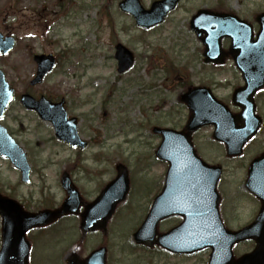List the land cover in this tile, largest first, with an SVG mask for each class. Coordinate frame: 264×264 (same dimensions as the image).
<instances>
[{
    "label": "rangeland",
    "instance_id": "1",
    "mask_svg": "<svg viewBox=\"0 0 264 264\" xmlns=\"http://www.w3.org/2000/svg\"><path fill=\"white\" fill-rule=\"evenodd\" d=\"M119 1L0 0V33L17 41L10 55L0 57V69L16 94L29 92L34 97L42 94L51 99L63 98L67 111L80 120V136L91 143L81 156L86 174L75 175L85 200L93 197L100 188L98 184L108 183L116 164L127 169V199L117 212L118 218L113 219L116 223L112 221L107 227L109 264H205L206 255L183 259L132 247L130 234L160 190L166 168L153 157L159 139L151 129L157 126L179 130L185 124L188 112L179 104L183 81L211 88L225 103L233 88L241 85L230 64L219 70L201 64L200 43L188 28L192 14L201 8L232 12L256 31L253 19L264 12V0H181L178 8L151 30L137 28L130 16L118 10ZM140 1L148 8L156 0ZM117 43L134 55L133 67L122 75L116 73L113 59ZM33 54L57 55L58 62L40 85L29 87L35 72ZM255 102L263 120L258 138L246 148L242 159L222 165L223 200L227 205L234 202V211L240 218L234 222L227 217V224L237 227L248 224L256 213L255 201L241 194L247 163L264 151V91ZM2 124L21 146L26 144V151H32L34 174L23 189V206L36 212L58 204L62 197L59 176L69 160H77L76 155L59 146L51 128L22 110L17 102L9 108ZM210 137L209 128L195 134V150L198 148L209 163L224 162L219 147L213 153L203 146ZM255 144L257 148L253 147ZM6 176L7 164L0 160L1 181ZM70 221L34 233L31 264H64L77 240L76 229L68 231L67 226L76 225ZM100 241L99 237L88 238L80 256L85 257ZM251 249L250 243H243L234 253L239 256Z\"/></svg>",
    "mask_w": 264,
    "mask_h": 264
},
{
    "label": "water",
    "instance_id": "2",
    "mask_svg": "<svg viewBox=\"0 0 264 264\" xmlns=\"http://www.w3.org/2000/svg\"><path fill=\"white\" fill-rule=\"evenodd\" d=\"M177 2L178 0L156 1L146 10L141 6L139 0H122L118 3V8L121 12L129 14L137 27L149 29L162 23L164 17L169 11L174 9ZM256 21L259 23L260 29L256 40L253 41L250 27L236 23L237 20L230 15H218L200 10L192 16L189 26L203 44L204 51L202 55L204 63L221 64L224 56L230 55L234 59L237 69L241 71L245 86L234 91L232 102L234 105L241 107L242 113L237 116L230 115L226 107L218 103L210 91L204 88L189 90L181 98V101L190 112L184 129L180 132L169 129L154 130L155 133L161 136V143L156 155L169 163L165 187L155 202H162L163 199L168 198L169 191H167L166 187L169 182L174 181L176 186L173 192L176 193L178 188L175 198L180 202L181 200L190 202L194 199L204 198L198 189L203 187L205 183L197 182L196 179L190 178L191 175L194 177L192 174L193 170L202 168L210 171L196 157L192 149L191 134L198 128L205 125L214 126V139L225 142L227 153L235 155L239 154L240 147L255 134L259 119L254 116L252 97L264 85V14L257 16ZM226 36L231 37L232 43L229 51L223 52L220 48V40ZM13 47V38H3L0 35V55H7ZM114 58L117 61V72L119 74L127 71L133 64L132 53L122 45L115 47ZM241 59L249 62H242ZM33 61L36 63L37 69L30 85L41 83L43 77L54 67V58L51 55H36L33 57ZM255 68L258 69V73L256 77H253L249 70ZM12 99L13 90L9 88L3 73L0 71V118L3 117L4 111ZM20 104L25 110L36 112L42 121L50 122L59 140L71 146L82 145L77 139L75 120L66 121L63 101L59 104H53L43 97L35 100L25 94L20 97ZM251 120L252 124H250ZM238 124H241L240 129H237ZM0 156L8 158L22 171L25 177L27 176L29 168L25 157L2 126H0ZM260 160H256L251 164L250 175L252 171L254 173L257 171V165H264ZM116 171V179L107 185L101 197L88 205L81 215L80 228L82 231H93L103 227L110 218V214L116 204L125 199L128 190L126 171L121 165L116 167ZM201 174L204 175L205 173L201 171ZM213 174L214 180L215 173ZM61 185L67 198L60 208L52 211L44 210L36 214L24 212L16 202H10L0 196V217L2 219L0 264H28L29 243L25 240V233L31 228L42 227L62 216L76 213L79 208V202H74L76 201L74 196H77L74 187L66 177H62ZM256 195L264 200V192ZM108 202H112V204ZM103 213L106 215L104 220L93 221L94 219L97 220V217ZM155 222L156 219H153L152 214L146 217L142 226L134 235L138 243L151 245L149 240L141 238L140 234L147 226V223L150 231L154 234ZM216 226V236L201 239L204 244L194 247L195 249L209 246L215 255L217 254L220 259L225 260V264H264V202H262L258 218L249 229L237 233H227L223 231L219 222H216ZM170 234L160 237L158 243L164 245L168 241L169 245L172 246L171 239H164ZM161 239L164 243L161 242ZM245 239H253L255 241L254 250L248 255L233 260L230 253L231 246ZM177 244L179 249L184 248L181 243L178 242ZM169 248H174V245ZM66 263L104 264V250L93 252L81 262L77 261V258L73 255L66 259Z\"/></svg>",
    "mask_w": 264,
    "mask_h": 264
},
{
    "label": "flooded vegetation",
    "instance_id": "3",
    "mask_svg": "<svg viewBox=\"0 0 264 264\" xmlns=\"http://www.w3.org/2000/svg\"><path fill=\"white\" fill-rule=\"evenodd\" d=\"M39 97H41V95L38 97H35V98H39ZM52 101L57 102L58 99L53 98ZM66 107L67 106H65V108ZM72 117H74L73 113L72 112L70 113L69 111H67V118L69 119ZM77 120H79V119L77 118ZM79 123H80V120L78 121V125H79ZM78 125H77V132H78L79 137H81L80 136V130H78ZM8 133L16 140V138L13 136V133H11L10 130H8ZM89 144H90V142L86 140V148L89 147ZM19 145H20V143H19ZM25 146H26V144L22 145V146L20 145V147L24 150L25 155H26L28 162L30 164V168H31L30 177L32 178L33 174H34V169L31 166L32 160H31V156H30V153H32V151H30V152L26 151ZM61 146H64V145H61ZM73 152L76 155V157H78L77 161H79V158H81L82 154L84 153L83 150H79V149L73 150ZM3 162H5L7 164V176L3 179V181H1V179H0V193L4 197L11 199V200H14L15 202H19L23 205V202H26L25 201L26 197L24 196V193H23V189L25 187V184L22 182V175L17 169H15L11 165V163L9 161L4 160ZM72 163L73 162L69 160V164L66 165V169L68 170L67 173L69 175L71 182L77 187L81 197L83 198L82 201L86 202V200L84 199V197H85L84 192L80 188L77 180L75 179V175H77L80 170H83L82 173L86 174V169H82V167L76 162L74 165H72ZM80 163H82V162L80 161ZM10 174H12L13 177H11ZM100 175H102V173ZM87 182L89 183V180ZM104 183L105 182H103L102 184H98V187H100V188L95 193L92 194L93 197H95L97 195V193H99V191L101 190V187L104 185ZM88 198H90V197H88ZM46 202H48V201H46ZM49 202H51V201H49ZM181 210L182 209H175V211H178V212H180ZM233 210H234V208H233ZM116 215H117V212L114 213L111 221L116 217ZM74 217L76 219H78V216H74ZM233 217L235 219L238 218L236 216L235 211H234ZM167 219L168 220H166L165 222L168 224V226L163 227V231H165V232L169 231L170 229L175 228L179 223H181V220H182V218L178 215H172V216L168 217ZM196 254L197 253L193 254V256H195ZM167 255H169L171 257H175V258H183V257L191 256V255H189V256L170 255L168 253H167Z\"/></svg>",
    "mask_w": 264,
    "mask_h": 264
}]
</instances>
